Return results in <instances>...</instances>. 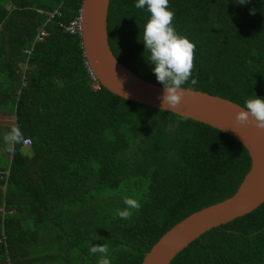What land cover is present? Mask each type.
Segmentation results:
<instances>
[{"label": "trees", "instance_id": "1", "mask_svg": "<svg viewBox=\"0 0 264 264\" xmlns=\"http://www.w3.org/2000/svg\"><path fill=\"white\" fill-rule=\"evenodd\" d=\"M83 0H0V264H141L175 224L232 196L251 166L230 134L102 85L70 25ZM195 44L190 87L242 106L264 97V0H169ZM149 13L111 0L110 48L157 82L142 41ZM49 33L39 39L41 29ZM141 40V41H140ZM32 49L31 53L26 50ZM19 140L5 137L13 129ZM26 138L32 144L25 145ZM137 200L127 219L117 210ZM171 264H264V202L191 242Z\"/></svg>", "mask_w": 264, "mask_h": 264}, {"label": "water", "instance_id": "2", "mask_svg": "<svg viewBox=\"0 0 264 264\" xmlns=\"http://www.w3.org/2000/svg\"><path fill=\"white\" fill-rule=\"evenodd\" d=\"M110 1L83 0L81 38L87 63L100 83L112 92L162 109L163 85L140 77L110 48ZM183 89L181 104L168 110L210 124L238 139L249 152L251 166L232 196L201 208L175 224L145 254L141 264H171L202 234L252 212L264 202V130L236 121V113L244 110V106L209 92Z\"/></svg>", "mask_w": 264, "mask_h": 264}, {"label": "clouds", "instance_id": "3", "mask_svg": "<svg viewBox=\"0 0 264 264\" xmlns=\"http://www.w3.org/2000/svg\"><path fill=\"white\" fill-rule=\"evenodd\" d=\"M240 4L247 0H238ZM169 0H135V7L145 9L149 13V19L143 28L142 43L149 55L146 62L156 77L157 82L163 85L161 96L162 109H175L183 99V85L190 83L195 85L197 81L192 77L194 67L195 44L186 36H182L175 30L173 19L174 11L169 7ZM235 119L240 124H252L256 128L264 130V97L248 98L244 103V110L236 113ZM20 138L17 129L5 137L9 143ZM123 209H118L120 218L127 220L132 215V209H139L140 203L133 198H124ZM88 251L91 255H99L97 264H111L109 247L107 244H90Z\"/></svg>", "mask_w": 264, "mask_h": 264}, {"label": "built area", "instance_id": "4", "mask_svg": "<svg viewBox=\"0 0 264 264\" xmlns=\"http://www.w3.org/2000/svg\"><path fill=\"white\" fill-rule=\"evenodd\" d=\"M64 27L66 28V30L70 31L71 33H76V32L81 33V31H82L81 14L70 25H64ZM48 33H49V31L47 30V28L43 27L41 29V32L38 35V38L43 39ZM26 51L28 53H31L32 49H27ZM24 144L25 145H31L32 144L31 138H26L24 141Z\"/></svg>", "mask_w": 264, "mask_h": 264}, {"label": "rangeland", "instance_id": "5", "mask_svg": "<svg viewBox=\"0 0 264 264\" xmlns=\"http://www.w3.org/2000/svg\"><path fill=\"white\" fill-rule=\"evenodd\" d=\"M12 121L13 120L9 116H5L0 112V123H10Z\"/></svg>", "mask_w": 264, "mask_h": 264}, {"label": "crops", "instance_id": "6", "mask_svg": "<svg viewBox=\"0 0 264 264\" xmlns=\"http://www.w3.org/2000/svg\"><path fill=\"white\" fill-rule=\"evenodd\" d=\"M1 209V208H0Z\"/></svg>", "mask_w": 264, "mask_h": 264}]
</instances>
